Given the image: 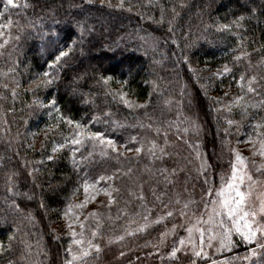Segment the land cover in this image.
Segmentation results:
<instances>
[{"label":"trees","instance_id":"16d2710c","mask_svg":"<svg viewBox=\"0 0 264 264\" xmlns=\"http://www.w3.org/2000/svg\"><path fill=\"white\" fill-rule=\"evenodd\" d=\"M23 1L27 7L16 17L29 23L39 36L26 41L17 60L10 56L0 67L14 66L17 61L20 75L33 81L47 70L50 40L59 38L63 44L75 39L76 44L51 86L28 87L17 97L7 95L1 101L12 136L29 140L31 148L25 149L18 137L1 133L7 125L0 116V242L6 249L0 253V264H63L69 239L59 229L62 213L82 194V181L95 179L110 166L112 172L123 170L122 163L132 159L94 158L87 153V159L81 161L73 156L72 145L53 154L54 143H64L75 133V125L58 119L59 115L87 125L90 132L100 131L118 144L139 136L149 123L153 126L149 131L162 142L165 132L173 134L175 126L188 116L200 118L206 147L213 154L225 151L228 140L240 141L253 132V123L264 125V83L256 84V93H248L236 83L242 73L264 80V0H183L185 6H177L179 16L175 19L172 7L180 0H125L124 8L116 7L119 0H104L103 4L101 0ZM241 16L240 27H236ZM223 24L232 28L221 30ZM170 25L173 31H169ZM237 49L249 57L234 62ZM226 64L232 73L218 78L215 73ZM103 77H111L107 85ZM120 91L129 101L138 105L147 102V106L127 107L118 96L113 98L112 93ZM233 95L243 96L242 106L250 102L255 111L243 123L224 126L220 114L227 111L233 118L228 100ZM33 97L55 98L59 112L31 107ZM23 123L27 126L24 133L20 128ZM158 127L160 135L155 131ZM135 146L128 143V147ZM48 155L54 159L49 161ZM31 156L41 158L35 171L24 160ZM9 176L17 195L7 192ZM11 200L20 205L19 211L11 206ZM131 243L144 244L138 238Z\"/></svg>","mask_w":264,"mask_h":264},{"label":"rangeland","instance_id":"374dc122","mask_svg":"<svg viewBox=\"0 0 264 264\" xmlns=\"http://www.w3.org/2000/svg\"><path fill=\"white\" fill-rule=\"evenodd\" d=\"M15 3L19 5V7L13 8L9 6V11H4V2L0 0V24H7L9 19H11L12 24L10 28L4 29L3 31L6 37L9 35L13 37L3 49H0V65L4 60L10 58V56L15 58L17 54H22L26 41L28 39H36L35 37L39 36L36 30L31 31V27L27 25L29 23L24 22L21 17H16L24 8L25 1L15 0ZM17 36H19V39H15ZM0 42H2V40H0ZM18 65L19 63L16 61L14 66L3 64L0 67V116L7 125L1 128V133L5 135L7 133L11 135V137H16V134L12 136L9 129V120L6 114L4 113L3 115L1 112V110L3 111V103L1 101L6 99L7 95L10 97L13 96V88H15L17 95L26 91L28 87L35 86L32 80L29 81L27 77L20 75L21 72ZM15 82H19V87H16ZM5 83L9 84V88L5 89L2 87ZM237 96L240 95H233L231 99H228L229 102L230 100H235ZM49 101V98L33 97L31 101L32 104H29H31V107L35 105L38 110H43L48 107ZM223 102L226 105L225 101ZM41 103L44 105L43 107H41ZM243 103L244 102H241L237 107L235 106L236 104L232 105L233 118L227 111L224 114H220L224 126H229V120L234 121L232 125L243 123V120L248 119L252 112L255 111L250 102V105L246 104L242 106ZM192 121H195L198 126L196 131H193L191 128ZM24 124L25 123L20 127L23 133L24 131L27 132V126L25 127ZM232 125L229 127H232ZM257 125L258 124L253 123L252 127H254L255 130L244 135L242 140L239 141V138H237L236 141H233L234 143L228 140L225 151L219 154H213L210 149H207L205 126L200 118L194 119V117L188 116L187 119L183 120L177 127L175 126V132L166 135L162 142L153 132L149 131L148 128L143 129L139 136L145 142V151L139 155V157H137L134 151L129 152L124 151L123 148L120 149L123 153L122 157H131L133 159V161H131L132 159L129 160L127 164L122 163L124 166L123 171L131 168L132 173L114 181L115 187L120 191L118 194H114L117 195V200L113 203L111 208L106 206L107 197L101 193L96 197L95 201L89 202L82 211L74 209V211L80 212L81 220L92 211L100 213L103 217L100 235L96 240V242L101 245V251L98 254L93 253L88 259L87 264H193V261H195V264H212L213 260L217 261L218 264L222 261H228V264H248L247 261L242 259L247 251V247L242 242L231 249H222L218 239L212 241L211 246L205 243L204 250L209 254L208 257L205 258L194 257L192 255L191 245L186 243L184 246H180L179 241L181 237L185 239L188 237L187 229L194 225L197 219L201 217H203L204 220L208 219V215L212 208V199H214L216 195V189L221 187L222 179H226L231 174V162L234 159V153L231 151L232 149H235L246 158L248 163L247 170L253 175L254 179L259 182L258 186H253L252 196L249 200L250 205L255 204L258 207L259 198L264 196V175L258 172L257 168L264 165V158L258 154L254 155L253 153L254 151L258 153V139H264V135L258 137L257 134L264 132H262V128H258ZM185 129H188V131H185ZM75 131H77L76 128ZM30 133L31 132L28 134ZM18 139L25 149L31 148V142L29 140L24 139V141H21L20 137H18L17 140ZM153 139L159 146L165 148L167 155H163L161 158L157 159L151 157L148 152V148L150 147L148 142ZM165 140H167V143H165ZM231 143H233V145L229 148ZM196 144L199 145L198 150L200 152V157L206 161L204 169H201V159L196 158L195 151L190 146ZM71 147H79V151L75 154L80 158L81 156L87 157V153L93 152L94 158H109L112 156L116 159L114 153L110 156H101L99 144L94 148L91 141H86L82 146L72 145ZM157 156H160L158 150ZM30 159L31 160L27 161L24 158L29 169L35 171L41 164V158L40 156L36 158L31 156ZM164 169H167V171L164 172ZM173 169H176L174 174H172ZM104 173H113L111 171V166L109 170ZM165 177L171 180L172 183H167L164 179ZM141 186L145 195V200L143 202L136 199L139 195ZM209 189H212L211 198L207 194ZM245 190H247V184L245 185ZM130 193H134L135 195H130ZM157 197H159V199H157ZM178 199L180 200V204H176ZM83 200L84 193L82 191V194L74 198L69 205H75ZM189 200L193 201V203L185 210L186 214L181 216L180 211L183 203ZM164 205H168V207L165 208ZM205 205H207V208ZM167 211H173V216H165L159 223H149L148 228L144 232L136 233L132 236L125 235L126 231H130L132 228L137 227L139 223H143L141 219L143 215H148L149 221H156L159 217L164 216ZM132 218H134L137 223L130 225L129 220ZM67 222V218L62 216L59 229L61 231L64 230L62 232H64V235H67L69 239L67 244L68 249L72 237L67 228ZM96 222L95 219L90 218V227L87 233L89 236L90 228L94 227ZM173 225H176L174 229ZM77 231H79V229H77ZM162 232H167L163 240L160 236ZM116 235H125V238L123 241L109 243V240L113 239ZM134 238L142 240L144 244L142 246L132 244L131 242ZM233 239L239 240V237L234 235ZM194 240L198 250L200 246L199 233L194 234ZM173 246L179 247L180 250L177 252L175 258H169L168 252L171 251ZM157 247L159 248L158 252L156 251ZM141 248L144 249L138 251V249ZM73 250H76L74 245ZM121 252H124L123 256L120 255ZM149 253H151V255H149ZM68 259H71V256H69L67 252L63 264H66V260Z\"/></svg>","mask_w":264,"mask_h":264},{"label":"snow or ice","instance_id":"6c2138e0","mask_svg":"<svg viewBox=\"0 0 264 264\" xmlns=\"http://www.w3.org/2000/svg\"><path fill=\"white\" fill-rule=\"evenodd\" d=\"M4 2V11H9V6L11 7H19L15 3V0H3ZM89 3L92 0H88ZM101 3H104V0H101ZM125 0H119V3L116 5L118 8H124ZM112 7L111 3L108 5ZM177 6L183 8L185 5L183 0H180L178 5H173L172 12L174 14L173 19L176 16H179V12L176 11ZM27 7V4L24 5ZM128 11H132V8L129 7ZM255 11L254 9L252 10ZM163 6L161 10V21H163ZM243 16L237 18L236 27H240L239 20H242ZM12 24L11 19H9L7 24H0V49H3L13 37L10 35L6 37L4 29L10 28ZM232 28L231 24H223L220 25L221 30H230ZM169 31H173L171 25L169 27ZM80 40L83 41V29H81ZM46 35V34H44ZM43 38V36H42ZM15 39H19V36L15 37ZM59 38L56 40H50L49 43L52 47V51L48 54V58L46 60V69L42 74H39L37 78H35L32 83L35 85L36 89H39L41 86L47 88L51 86L55 80L59 79V70L61 69L62 64H64L70 53L72 52L76 40L72 39L69 41H65L63 44H59ZM175 43V40L173 41ZM240 48L244 46L243 39L241 38L239 41ZM264 51V46L261 48ZM238 54L233 57L234 62L239 63L243 59L249 57V53L246 51H240L237 49ZM264 59V58H262ZM185 62L188 61V57L184 56ZM250 63V61H249ZM51 70H56L55 73ZM190 70L194 71V69ZM232 73V68H230L227 64L223 67L222 70H218L215 75L219 78L224 75H228ZM39 76H42L43 79H39ZM111 77H103V83L105 85L108 84ZM16 87H19V82H15ZM241 89L246 87L248 93H256L257 83H264V80H258L257 76L251 75L248 76L246 73H242L239 79L236 81ZM3 88H9V84L5 83L2 85ZM203 87V86H202ZM13 96L16 95L15 88L12 89ZM113 98L115 99L117 96L123 103L129 108H143L147 106V102L143 105L135 104L132 101L127 99V94L123 91L119 93H112ZM227 95V93H225ZM220 98H216V103H219ZM243 101V96H237L234 101L229 102V109H231L233 104H241ZM165 103H170V101H165ZM44 105L41 103V107ZM48 107L59 112V108L56 104L55 98L48 102ZM58 119L64 120L69 125H75L77 131H75L73 138L66 139L64 143H54L52 147V153L55 154L59 150L65 148L67 145H77L82 146L86 141H91L93 146L99 144L100 146V155L101 156H110L111 154H115L116 157H120L123 153L120 151L121 148L124 151H134L137 154V157L141 155L144 151V140L138 135H132L129 138V141L124 144H118L117 140L112 137L106 136L104 133L100 131L90 132L87 129V125H82L80 122L73 121L68 117H64L62 114L58 116ZM95 119V118H94ZM187 119V118H186ZM234 121L229 120L228 124L231 126ZM141 128H144L145 125L141 124ZM148 129H152V124L149 123L146 126ZM197 124L195 121L191 122V128L193 131L197 130ZM258 128H264V125H257ZM156 134L160 135L161 129L156 128ZM188 131V129H185ZM227 131V130H226ZM165 132V136H166ZM258 137L264 135V133H258ZM251 139V138H250ZM132 143L133 145H139L135 147H128V143ZM259 150L258 153L254 151V155L258 154L262 158H264V139H258ZM150 147L148 148V152L153 159L161 158L163 155H167V152L164 147L159 146L156 141L153 139L148 142ZM167 143V140H165ZM196 154L197 159H201V169L205 168L206 161L200 157V152L198 150L199 145H190ZM157 150L160 153V156H157ZM79 151V147H73L72 153L75 156V153ZM234 153V159L231 162V174L226 179H222L221 187L216 189L215 198L212 199V208L210 214L208 215V219L204 220L203 217L197 219L196 223L187 229L188 237L185 239L181 237L179 241L180 246H184L186 243L191 245L192 255L194 257H208V252L204 250V245L207 243L211 246L212 241L219 240L220 247L231 249L235 247L238 243L242 242L247 247V251L245 255L242 257L244 261H247L248 264H264V196L259 198L258 207L255 204L250 205L249 200L252 196L253 186H258V181L254 179L253 175L247 170L248 163L245 157H243L239 152L235 149L231 150ZM89 157L93 156V152L88 153ZM47 159L49 161L54 159L53 155H48ZM81 161L86 160V157L81 156ZM74 164L76 161L74 160ZM78 167V164H77ZM164 172L167 169L163 170ZM257 171L264 175V165H261L257 168ZM176 172V169H173L172 174ZM132 173V169L128 168L126 171L122 169H116L113 173L108 174L104 173L95 177V179L89 180L84 179L80 185L83 189L84 200L75 205H68L66 207L65 212L62 213L64 217L67 218V228L71 234L72 240L69 248L67 249L68 255L71 256V259L66 260V264H87L88 259L93 255V253H99L101 251V245L96 242L97 237L100 235L101 223L103 221V217L100 213L96 211H92L85 215L83 219H80V212L74 211V209L83 210L86 208L87 204L91 201H95L96 197L101 193L107 197V207L111 208L114 202L117 200V195L119 193V189L115 187L114 181L116 179L121 178L125 175H130ZM206 174V173H205ZM29 175H32V172H29ZM167 183H172L171 180H168L167 177L164 178ZM207 182V181H205ZM247 184V190H245V185ZM8 187L7 192L11 195H17V191L15 187L12 185V177H8ZM209 197H212V189H209L208 193ZM130 195H135L134 193H130ZM137 200L143 202L145 200V195L143 192V188L141 186L139 195L136 197ZM159 199V197H157ZM7 202V201H6ZM171 203V202H170ZM193 203V201L189 200L183 203L182 209L180 211V215L184 216L185 210L189 208V206ZM176 204H180V200L176 201ZM11 206L16 210H20V205L16 203L15 200H11ZM44 205L41 204V207ZM165 208L168 205H164ZM207 208V205H205ZM174 214L173 211H167L164 216L159 217L156 221H149L148 215H143L141 219L143 223H139L137 227L132 228L130 231H126L125 235L132 236L136 233L144 232L149 223H159L166 217H172ZM123 215V214H121ZM90 218L95 219L97 222L94 227L90 228V236L87 234L88 229L90 227ZM137 223L134 218L129 220V224ZM176 225H173V229ZM79 229V231H77ZM199 233L200 236V246L197 250V246L194 240V234ZM125 235H116L113 239L109 240V243L123 241ZM167 235V232H162L160 234L161 239ZM239 237V240L233 239V236ZM12 236L9 237V249L11 248V240ZM73 245L75 246V251L73 250ZM254 245V246H253ZM179 247L173 246L171 251L168 252L169 258H175L177 252L179 251ZM6 249L3 243H0V253L5 252ZM156 251H159L157 247ZM121 256L124 255V252L120 253ZM151 255V253H149ZM255 258V259H254ZM8 264H12V261H9ZM195 264V261H193ZM212 264H218L217 261L213 260ZM219 264H228V261L219 262Z\"/></svg>","mask_w":264,"mask_h":264}]
</instances>
